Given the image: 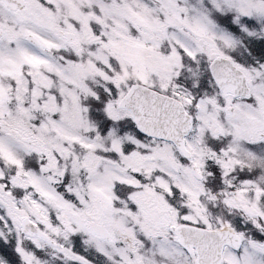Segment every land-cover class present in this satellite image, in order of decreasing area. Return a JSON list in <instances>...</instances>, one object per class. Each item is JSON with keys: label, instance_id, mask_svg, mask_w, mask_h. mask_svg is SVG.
I'll return each instance as SVG.
<instances>
[{"label": "snow or ice", "instance_id": "obj_1", "mask_svg": "<svg viewBox=\"0 0 264 264\" xmlns=\"http://www.w3.org/2000/svg\"><path fill=\"white\" fill-rule=\"evenodd\" d=\"M0 264H264V0H0Z\"/></svg>", "mask_w": 264, "mask_h": 264}]
</instances>
